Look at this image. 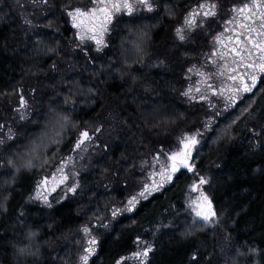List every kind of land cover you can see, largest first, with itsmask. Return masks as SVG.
I'll list each match as a JSON object with an SVG mask.
<instances>
[{
	"label": "trees",
	"instance_id": "trees-1",
	"mask_svg": "<svg viewBox=\"0 0 264 264\" xmlns=\"http://www.w3.org/2000/svg\"><path fill=\"white\" fill-rule=\"evenodd\" d=\"M251 1L150 0L151 10L117 15L97 50L79 43L68 15L90 0H0V264H77L84 226L96 237L87 264H264V73L231 107L190 92L196 72L230 66L218 47ZM84 131L92 152L78 186L41 203L37 184ZM183 133L200 141L192 170L113 215L143 161ZM200 177L218 216L206 227L185 205ZM149 245L144 262L129 259Z\"/></svg>",
	"mask_w": 264,
	"mask_h": 264
},
{
	"label": "rangeland",
	"instance_id": "rangeland-1",
	"mask_svg": "<svg viewBox=\"0 0 264 264\" xmlns=\"http://www.w3.org/2000/svg\"><path fill=\"white\" fill-rule=\"evenodd\" d=\"M150 1V0H149ZM129 3L133 5L132 11L129 12L127 9L121 8L118 11H114L112 13L110 21L107 23V31H102L99 27V22L92 21L91 19H84L83 22H81V18H77L76 20L73 19L72 16H69L70 24L73 27L76 38L79 41V43H87L91 42L96 48H101L105 45L106 42V36L109 32V28L115 17L119 14H131L134 12H137L142 9H148V7L140 5L136 2V0H128ZM261 3H264V0H252L249 4V8H245L243 12L238 11V14L236 15L235 19L230 22V26L228 27V31L230 34H227L224 39H222V42L220 43L218 47V51H220V56L224 60V64L230 63V66H227V72H225V77L232 73V68L236 67L235 64H233V61H239L240 57L236 55V53L233 51L234 48H244L247 47L249 49H252V44L249 43V40L252 41H264V36L259 35V25L261 23L260 20V14H264V7H251L253 4L259 5ZM93 7L92 4H90L87 8ZM109 7H111L109 5ZM87 8H80L82 10ZM76 9V8H75ZM74 10V9H73ZM206 8L199 9V11L203 12ZM72 11V10H71ZM253 12L256 13V15H253ZM99 15V14H98ZM74 24L78 25L74 27ZM250 27H256L257 31H249ZM89 29H93L92 31H89ZM95 35L97 39L102 40V45H97L96 40L90 39L91 36ZM81 36H83V40L81 39ZM246 37L248 39H246ZM217 51V50H216ZM255 56H258L259 53L252 49ZM228 60V61H227ZM223 66V68L225 67ZM238 71L240 73H243L245 71L248 72H256L258 76V71L256 69H245L244 67H239ZM196 81L194 84H192V88L190 89V92L192 95H195L198 99H205L208 98L210 95H218L219 88H230L233 86V81L228 80L224 77V80H221L219 83L214 84L212 81V78H209L204 73L196 72ZM223 79V78H222ZM249 84L251 81H247ZM211 83L213 84L212 89H207V84ZM199 88L200 91H196V89ZM242 93V92H240ZM239 93V94H240ZM227 94V93H225ZM238 94V96H239ZM237 96V97H238ZM220 97V96H219ZM23 110V109H22ZM90 137V136H89ZM184 137L192 138L195 137L196 143L191 144L188 143V146L185 147V144L180 143L181 139ZM82 139L81 135L79 136L76 144L78 141ZM91 137L90 139H87L84 141V143L77 148L76 144L74 146L72 154L64 159L56 168L55 170L46 178L41 180L33 193V197L37 200H39L41 203H47L49 200V196L56 190L61 189L62 193L65 195V192H69V188L73 187L76 188L78 186V177L80 175L81 169H84L83 163L87 161L88 156L90 155L91 151ZM200 147V141L199 137L196 134L193 133H183L180 137L178 144L176 148L172 151H159L155 153L154 155L150 156L148 159L144 160L142 165L144 167L145 175L144 178L140 181V185L137 189H135L131 194L128 195V197L125 200V203L122 205H119L117 207L112 208L111 213L115 212L116 214H120L123 212H129L128 207V201L132 199V197L137 196L141 191H144L145 186L147 185L149 188V191L146 192V198H148L150 195H152L155 192H158L159 190L165 188L167 185H169L173 178L182 170L188 169L183 166V162L186 160L187 163L192 167L191 159L195 153V151ZM175 160L168 159V156L177 154ZM173 166L177 167L179 170L173 172ZM165 170V176H161L160 170ZM171 175L172 179L170 181L166 180V176ZM197 190H193V188ZM72 192V191H70ZM201 192L205 194L203 191V185L199 184V181H195L189 188L188 194L185 199V205L187 210L189 211L192 221L195 217V210H196V201L199 200L200 203L203 205V210L207 211V203L203 201V198L201 197ZM207 196V195H206ZM145 197H138V200L135 202L132 209L136 206V204L142 200L146 199ZM131 209V210H132ZM130 210V211H131ZM88 226H84L82 228V232L84 234V242L83 247L79 253L78 256V263L77 264H84V262L80 259L83 255H88V259L92 255V253L89 255V253L86 251L88 247H94V245H89V240L94 239L96 242V237L92 234L90 228L88 233H85L83 229ZM142 251H137L130 255L129 259L134 260L136 262H144L146 257L142 255ZM88 262V261H87ZM117 262V264H119Z\"/></svg>",
	"mask_w": 264,
	"mask_h": 264
},
{
	"label": "snow or ice",
	"instance_id": "snow-or-ice-1",
	"mask_svg": "<svg viewBox=\"0 0 264 264\" xmlns=\"http://www.w3.org/2000/svg\"><path fill=\"white\" fill-rule=\"evenodd\" d=\"M42 2L46 3L47 0H42ZM91 4L93 5V7L87 8V9H80V8H76L72 11L68 12L69 16H72L74 20H76L77 18H81V22H83L84 19H91L92 21L99 22V27L101 28L102 31H107V23L110 21L112 13L114 11H118L121 8L127 9L129 12L132 11L133 5L131 3L128 2V0H90ZM136 2L140 5L146 6L149 8V10H151V5L149 3V0H136ZM109 5L111 7H109ZM201 9L205 8V7H210L212 10L210 11H206L204 12V16H210V15H215V5H211V6H207V5H201L200 6ZM250 5L249 4H245L244 7L238 9V11L243 12L245 8H249ZM251 7L255 8V7H264V3H261L259 5H255L253 4ZM99 14V15H98ZM195 15H198V13H193L190 14L189 17L185 18V24L189 27H191L192 25H194L196 23L194 17ZM253 15H256L255 12H253ZM260 20L261 23L259 25L260 31H259V35L264 36V14H260ZM28 22V21H26ZM78 25L74 24V27H76ZM93 29H89V31H92ZM249 31H257L256 27H250ZM177 36L180 40H183L185 38L184 36V32L182 29H177ZM83 36H81V39L83 40ZM90 39H94L96 40V44L102 45V40L97 39L95 35L91 36ZM219 39V37L217 38ZM246 39H248L246 37ZM249 43L252 44V49H255L259 55L255 56L252 49H249L247 47L244 48H239L236 49L234 48L233 51L236 53L237 56L240 57L239 61L234 60L233 64L236 65V67L232 68V73L227 75L225 77V72H227V66L224 67V69L218 73H212L209 72L207 74V76L209 78H220V77H225L228 80L233 81V86L230 88H219L218 91V95L225 101V107H231L234 106L237 100V96L240 92H244V93H252L253 89H256V85H257V74L256 72H248L245 71L243 73H240L238 71L239 67H244L245 69H256L258 72L260 73H264V41H252L249 40ZM97 50H100L99 47L97 48ZM247 81H251V83L249 84ZM262 88H264V85L261 86ZM213 88V84L208 83L207 84V89H212ZM257 91H259L260 89H256ZM196 91H200L199 88L196 89ZM227 93V94H225ZM188 93H185V95H187ZM22 103H23V99H22ZM81 137L82 139H80L78 141V143L76 144V147L79 148L85 140L90 139L89 137V133L87 131H84L81 133ZM191 144H195L196 140L195 137L192 138H188V137H184L181 139L180 143L185 144V147L188 146V143ZM176 155H179V153L177 154H173L168 156V159L170 160H175L176 159ZM183 166L185 168H188L189 171H191V166L187 163V161L185 160L183 162ZM27 167H31V164L27 165ZM173 172L178 171L179 169L175 166H173ZM161 176H165V170L162 168L160 170L159 173ZM166 180L170 181L172 179L171 175H168L165 177ZM207 179L205 177H200L199 178V184L200 185H204L207 184ZM69 191H75V188L70 187L68 189ZM193 190H197L194 186ZM149 191L148 186H145L144 191H141L138 194V197H145L146 198V192ZM137 196L132 197V199H130L128 201V209L127 210H131L132 207L134 206L135 202L138 200ZM201 197L203 198V201H205L207 203V211L203 210V205L200 203L199 200H197L196 203V210H195V217L193 218V223L196 224L199 227H206L209 224L215 223L216 220L218 219L217 216V212L215 210H213L212 208V204L211 201L209 200L208 196L204 195L203 192H201ZM49 207L51 205H48ZM113 215H116L115 212H113ZM203 222V223H201ZM83 231L85 233L89 232L88 227H85L83 229ZM89 245H94L95 244V240L94 239H90L89 240ZM23 252V250H21ZM86 251L89 253V255L94 251V249L92 247H88L86 249ZM151 251V246H147L146 249L144 250V252L142 253V255H144L145 257L148 255V253ZM80 259L84 262V264H87L88 261V255H83L80 257Z\"/></svg>",
	"mask_w": 264,
	"mask_h": 264
}]
</instances>
